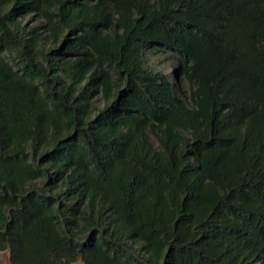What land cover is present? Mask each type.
Instances as JSON below:
<instances>
[{
    "label": "trees",
    "instance_id": "1",
    "mask_svg": "<svg viewBox=\"0 0 264 264\" xmlns=\"http://www.w3.org/2000/svg\"><path fill=\"white\" fill-rule=\"evenodd\" d=\"M6 250L264 264V0H0Z\"/></svg>",
    "mask_w": 264,
    "mask_h": 264
},
{
    "label": "rangeland",
    "instance_id": "2",
    "mask_svg": "<svg viewBox=\"0 0 264 264\" xmlns=\"http://www.w3.org/2000/svg\"><path fill=\"white\" fill-rule=\"evenodd\" d=\"M145 64L148 69L153 72H163L168 74L172 82H179L184 89L187 88V83L179 74H174L177 68V60L175 52L169 49H163L157 53L145 52ZM0 264H10L9 254L6 251H0ZM71 264H83L79 259Z\"/></svg>",
    "mask_w": 264,
    "mask_h": 264
},
{
    "label": "water",
    "instance_id": "3",
    "mask_svg": "<svg viewBox=\"0 0 264 264\" xmlns=\"http://www.w3.org/2000/svg\"><path fill=\"white\" fill-rule=\"evenodd\" d=\"M174 74H175V75L178 74V67L175 69Z\"/></svg>",
    "mask_w": 264,
    "mask_h": 264
}]
</instances>
